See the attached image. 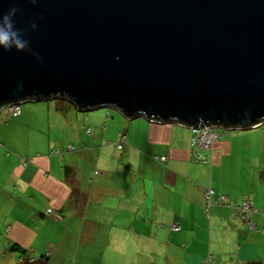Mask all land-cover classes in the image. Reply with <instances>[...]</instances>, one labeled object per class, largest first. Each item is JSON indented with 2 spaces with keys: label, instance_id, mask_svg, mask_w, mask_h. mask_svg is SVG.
I'll list each match as a JSON object with an SVG mask.
<instances>
[{
  "label": "crops",
  "instance_id": "0c3cea01",
  "mask_svg": "<svg viewBox=\"0 0 264 264\" xmlns=\"http://www.w3.org/2000/svg\"><path fill=\"white\" fill-rule=\"evenodd\" d=\"M41 105L21 108L18 118L0 113V264L40 257L47 264L71 257L74 264H100L104 255L119 264L140 256L153 264L155 250L164 264L254 259L251 250L264 235L214 202L224 196L230 204L251 203V213L264 209V133H221L202 164L191 160L187 128L116 111L81 114L61 100ZM100 241L99 251L106 249L96 261L88 250Z\"/></svg>",
  "mask_w": 264,
  "mask_h": 264
},
{
  "label": "water",
  "instance_id": "95a60500",
  "mask_svg": "<svg viewBox=\"0 0 264 264\" xmlns=\"http://www.w3.org/2000/svg\"><path fill=\"white\" fill-rule=\"evenodd\" d=\"M11 6L31 51L0 50V110L62 100L189 130L264 122V0H0V14Z\"/></svg>",
  "mask_w": 264,
  "mask_h": 264
},
{
  "label": "built area",
  "instance_id": "2783aa9c",
  "mask_svg": "<svg viewBox=\"0 0 264 264\" xmlns=\"http://www.w3.org/2000/svg\"><path fill=\"white\" fill-rule=\"evenodd\" d=\"M21 105L19 104H10L5 106L1 112H4L8 118H18L21 114ZM217 128L214 126H205L203 128H194L190 129L191 132V143H190V151H191V160L193 162L197 163H207L210 161V147L211 144L218 140L219 135L216 133ZM122 140L117 145V149H121L122 146ZM72 150V148H70ZM57 153V152H56ZM161 162L166 161V157H162L159 159ZM96 174V172H95ZM204 198L206 200L207 206L210 205V199L213 196V191L208 189L204 190ZM216 205L226 206V207H232L235 210H237L241 215L242 218L247 222L248 227L251 231L255 230L254 224H252V221L248 218V213L254 212L253 205L247 201H243L240 204H230L228 199L224 196L215 197ZM49 216H54L51 210H47L46 212ZM55 217V216H54ZM57 218V216H56ZM173 231H177L179 228L176 225H173L171 228ZM22 262V260H19V263ZM29 262H33V260H29ZM205 264H214V262L207 260Z\"/></svg>",
  "mask_w": 264,
  "mask_h": 264
},
{
  "label": "rangeland",
  "instance_id": "374dc122",
  "mask_svg": "<svg viewBox=\"0 0 264 264\" xmlns=\"http://www.w3.org/2000/svg\"><path fill=\"white\" fill-rule=\"evenodd\" d=\"M56 101H59V100H53V101H48V102H37V103H34V102H25V103H22L20 108H23V107H26V106H35V105H39V106H42L41 104H47V103H55ZM62 101V100H61ZM92 112H102L103 114L105 113H111V114H115L116 112L110 108H101V109H98V110H94V111H89V112H80L81 114H85V113H92ZM4 115V112L3 114L1 115V117ZM257 130H255L256 132H262V134L264 133V122L258 127L256 128ZM254 130V129H253ZM251 130H245V131H241V130H234V131H227V130H221V129H217L216 130V133L217 135H220L221 133L222 134H230V133H241V134H247L248 132H250ZM229 136V135H228ZM264 136V134H263ZM214 143V142H213ZM212 143V144H213ZM211 144V146H212ZM261 145L264 149V137L261 138ZM243 147L247 146V142L246 140L243 139V144H242ZM211 149V147H210ZM260 158L259 159V162L261 164V166L264 168V153H262L260 155ZM263 163V164H262ZM264 171V169H263ZM95 175H98V173L96 172ZM258 194H259V197H260V201L262 203H264V184L260 186V191H258ZM257 212L258 213H249L250 214V219L254 222V225L256 226V231H252L250 233H254V234H263L264 235V222L263 224L262 223H259L257 221V216H264V209L262 208H256ZM255 216H252L254 215ZM47 215V214H46ZM49 216V215H48ZM59 219V218H58ZM248 232V231H247ZM102 242L100 241L99 243H96L95 245L93 246H90L91 248L88 250V252H90V255L94 256L95 257V260L97 261V257H100L102 255H104V250H100L99 251V247L101 246ZM254 248V251L251 250L252 252V255L254 256V259H251V260H248V262H259V261H263L264 260V243H260L259 246L257 248L253 247ZM99 251V252H98ZM107 253H114L112 252V250H107L106 251V254ZM109 260H107V258L105 257V255L103 256V259H98V261L100 262V264H119L117 263V260L118 259H115V260H112L111 258H109ZM15 259H11L9 260V263L14 261ZM19 260H22V259H19ZM19 260L17 263H19ZM122 260V259H121ZM73 259L71 257V260L70 262H67L66 264H74V262L72 263ZM234 261H237L236 259H234ZM153 264H164L161 260H160V255H158V250H155V256L153 258ZM223 264H229L230 263V260L229 258H226V260L224 262H222ZM14 264H16V261L14 262ZM75 264H80L79 263V260L77 259V262ZM96 264V263H94ZM136 264H149L147 262L144 261V259L140 256L137 263Z\"/></svg>",
  "mask_w": 264,
  "mask_h": 264
},
{
  "label": "clouds",
  "instance_id": "9594fccd",
  "mask_svg": "<svg viewBox=\"0 0 264 264\" xmlns=\"http://www.w3.org/2000/svg\"><path fill=\"white\" fill-rule=\"evenodd\" d=\"M35 3V0H31ZM20 9L16 6L9 7L0 14V50L17 52L31 51L30 40L27 37L28 29L17 26L16 17ZM37 25L30 22V28L35 30ZM37 59H39L37 57Z\"/></svg>",
  "mask_w": 264,
  "mask_h": 264
},
{
  "label": "trees",
  "instance_id": "16d2710c",
  "mask_svg": "<svg viewBox=\"0 0 264 264\" xmlns=\"http://www.w3.org/2000/svg\"><path fill=\"white\" fill-rule=\"evenodd\" d=\"M11 252H18L20 255H24L25 251L24 250H21L20 248H17V247H12L10 249ZM29 260H33V262H29ZM47 260L40 257V258H37V259H28V260H25V259H22V262L20 263H16V264H47L46 263ZM245 264H264V260L263 261H259V262H247Z\"/></svg>",
  "mask_w": 264,
  "mask_h": 264
}]
</instances>
